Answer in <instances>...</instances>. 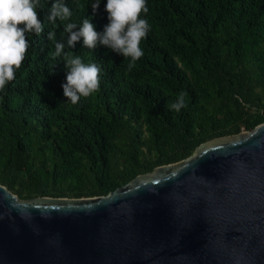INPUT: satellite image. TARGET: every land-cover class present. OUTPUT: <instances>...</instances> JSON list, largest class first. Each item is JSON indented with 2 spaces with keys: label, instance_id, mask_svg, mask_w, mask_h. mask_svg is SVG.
<instances>
[{
  "label": "trees",
  "instance_id": "obj_1",
  "mask_svg": "<svg viewBox=\"0 0 264 264\" xmlns=\"http://www.w3.org/2000/svg\"><path fill=\"white\" fill-rule=\"evenodd\" d=\"M52 2L42 0L44 32L29 37L28 58L0 92V184L21 199L107 195L264 122V0H147L152 28L134 68L106 46L86 49L83 38L71 50L103 69L99 92L75 105L63 95L62 58L48 55ZM65 2L72 23L92 17L97 31L109 23L107 0L95 14L94 0ZM181 91L187 108L166 109Z\"/></svg>",
  "mask_w": 264,
  "mask_h": 264
},
{
  "label": "water",
  "instance_id": "obj_2",
  "mask_svg": "<svg viewBox=\"0 0 264 264\" xmlns=\"http://www.w3.org/2000/svg\"><path fill=\"white\" fill-rule=\"evenodd\" d=\"M0 264H264V122L107 195L0 184Z\"/></svg>",
  "mask_w": 264,
  "mask_h": 264
},
{
  "label": "clouds",
  "instance_id": "obj_3",
  "mask_svg": "<svg viewBox=\"0 0 264 264\" xmlns=\"http://www.w3.org/2000/svg\"><path fill=\"white\" fill-rule=\"evenodd\" d=\"M44 7L42 0H0V92L6 93L7 85L15 80L17 71L28 58L32 47L29 37L43 34L45 23L39 18V11ZM91 7L95 14L100 0H94ZM105 11L109 23L103 31L96 30L92 17L84 18L80 25L70 22L72 10L65 0H54L46 17L54 26L47 34L54 44V51L48 55L53 60L62 58L66 69L63 95L73 105L99 92L102 81L103 69L99 64L85 63L80 55L71 51L81 38L86 49L94 51L103 45L122 55L124 61H128L129 70L144 55L141 43L152 28L146 19L150 11L147 0H107ZM57 21L63 24L60 35H66V42L57 40L55 29L60 27ZM66 47L70 50L66 51ZM186 96L187 93L181 91L175 101H167L166 109L179 113L187 108Z\"/></svg>",
  "mask_w": 264,
  "mask_h": 264
}]
</instances>
